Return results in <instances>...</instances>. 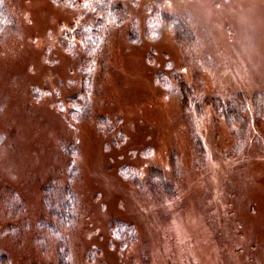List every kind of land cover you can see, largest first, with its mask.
<instances>
[{
	"label": "rangeland",
	"instance_id": "obj_1",
	"mask_svg": "<svg viewBox=\"0 0 264 264\" xmlns=\"http://www.w3.org/2000/svg\"><path fill=\"white\" fill-rule=\"evenodd\" d=\"M119 1L69 125L92 16L1 0L0 260L264 264V0ZM50 183L74 194L62 237L38 226Z\"/></svg>",
	"mask_w": 264,
	"mask_h": 264
},
{
	"label": "trees",
	"instance_id": "obj_2",
	"mask_svg": "<svg viewBox=\"0 0 264 264\" xmlns=\"http://www.w3.org/2000/svg\"><path fill=\"white\" fill-rule=\"evenodd\" d=\"M65 5L72 6L73 8H83L87 10V17H91L90 23L86 22L87 19H83L82 25L80 28L74 30L73 37H75L78 42L81 44L83 56L79 59V71H80V84L79 88L75 92L74 96L68 97L67 100L77 102V108L71 109L72 112H75L74 116L71 117L69 113H66L65 120L70 125L71 123L78 121L81 119V113L86 108L88 103V93L90 91L92 78L94 74L95 60L98 55H102L104 50V46L106 44L108 38V31L112 26H117L120 23V13L121 10V2H116V0H61ZM154 9L153 7H151ZM156 9V8H155ZM90 13V14H89ZM149 18L146 19L145 22L148 25L152 24L155 20L150 17V13L148 14ZM159 15L161 20L166 24L168 13L165 11H159ZM9 18L7 14V10L2 6L0 0V24L3 23L5 19ZM154 25V23H153ZM172 26L171 28H173ZM152 33L151 37H154L157 34L154 33V29L150 30ZM102 51V52H101ZM156 78H161V74H156ZM160 86L165 88V84L159 82ZM158 84V85H159ZM62 113V111H61ZM68 150H65L66 153L70 156V161L68 163L69 170L71 173L75 171L76 165L73 163L74 153L70 152V147L74 145V143H68ZM127 167H133L129 164L126 166H121L120 170L126 171ZM70 174V173H69ZM70 177V176H69ZM54 186V188L52 187ZM45 194V204L48 207V218L41 219L38 222V226L42 227L44 230L49 231L54 237H62L59 235V231L61 227H65V224L73 223L76 219V215L73 214L72 201L74 199V194L69 187L66 186H56L54 184H49L45 186L43 189ZM119 225V221H117ZM125 225V224H123ZM64 256L66 252H63ZM58 262L57 264H67L65 263L64 258L60 259V249L58 251ZM2 261V262H1ZM5 259L0 260V263H5Z\"/></svg>",
	"mask_w": 264,
	"mask_h": 264
}]
</instances>
